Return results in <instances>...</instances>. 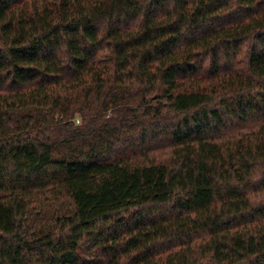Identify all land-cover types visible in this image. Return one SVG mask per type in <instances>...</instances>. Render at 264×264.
<instances>
[{
    "label": "trees",
    "instance_id": "1",
    "mask_svg": "<svg viewBox=\"0 0 264 264\" xmlns=\"http://www.w3.org/2000/svg\"><path fill=\"white\" fill-rule=\"evenodd\" d=\"M0 264H264V0H0Z\"/></svg>",
    "mask_w": 264,
    "mask_h": 264
},
{
    "label": "rangeland",
    "instance_id": "2",
    "mask_svg": "<svg viewBox=\"0 0 264 264\" xmlns=\"http://www.w3.org/2000/svg\"><path fill=\"white\" fill-rule=\"evenodd\" d=\"M85 255H88L89 254V249H85Z\"/></svg>",
    "mask_w": 264,
    "mask_h": 264
}]
</instances>
